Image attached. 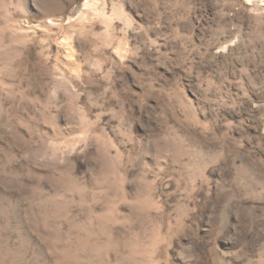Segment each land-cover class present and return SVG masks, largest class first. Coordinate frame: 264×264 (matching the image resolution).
<instances>
[{
	"label": "rangeland",
	"instance_id": "rangeland-1",
	"mask_svg": "<svg viewBox=\"0 0 264 264\" xmlns=\"http://www.w3.org/2000/svg\"><path fill=\"white\" fill-rule=\"evenodd\" d=\"M0 264H264V0H0Z\"/></svg>",
	"mask_w": 264,
	"mask_h": 264
}]
</instances>
